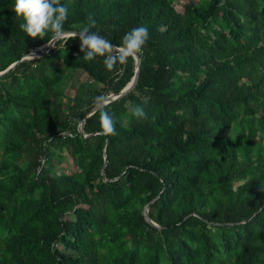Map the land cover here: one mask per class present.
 Wrapping results in <instances>:
<instances>
[{"label":"trees","instance_id":"16d2710c","mask_svg":"<svg viewBox=\"0 0 264 264\" xmlns=\"http://www.w3.org/2000/svg\"><path fill=\"white\" fill-rule=\"evenodd\" d=\"M61 3L65 31L149 39L104 105L116 135L98 110L80 132L135 60L109 72L78 36L22 59L51 33L0 0V264H264V0Z\"/></svg>","mask_w":264,"mask_h":264},{"label":"clouds","instance_id":"9594fccd","mask_svg":"<svg viewBox=\"0 0 264 264\" xmlns=\"http://www.w3.org/2000/svg\"><path fill=\"white\" fill-rule=\"evenodd\" d=\"M13 10L17 17H22L25 21L20 28L28 37L44 39L51 33L47 43L53 46L55 42L63 41L65 47L69 39L78 36L81 42L80 51L84 53L83 59L92 61L103 57V63L109 72L116 70L117 64H126L129 58L137 60L149 39L148 28L138 26L123 36L121 45L113 46L99 31H93L96 21L92 17H89L88 23L80 26L78 31L66 32L64 24L68 18V6L61 3V0H15ZM104 103V96L96 97L95 105L99 111L102 134L110 137L116 135V121L104 110ZM131 114L137 119H144L147 115L139 105L132 107Z\"/></svg>","mask_w":264,"mask_h":264},{"label":"water","instance_id":"95a60500","mask_svg":"<svg viewBox=\"0 0 264 264\" xmlns=\"http://www.w3.org/2000/svg\"><path fill=\"white\" fill-rule=\"evenodd\" d=\"M66 32H74V31H66ZM41 47L43 48V47H45V51H38V52H36V51H32V52H30V53H28V54H26V55H24L23 57H22V59H25V58H28V59H32V58H35V57H37V56H39L40 54H42V53H45V52H47L49 49H51L52 48V46L51 45H49L48 43H46V44H44V45H42V46H40L38 49H41ZM18 61H16V62H14V63H12L9 67H7L5 70H3V71H0V75H2V74H4L6 71H8L10 68H12V67H14V65L17 63ZM139 64H140V57L137 59V60H135V73H134V75L132 76V78H131V80L120 90V92L118 93V94H114V93H110L108 96H106L105 97V103H104V105H106V104H108L109 102H111V101H113V100H115V99H118V98H120L121 96H123V95H125V94H127L131 89H133L134 88V86L136 85V83H137V80H138V72H139ZM97 109H96V105L85 115V117L81 120V122L79 123V125H78V130L80 131V132H83V125H84V123H85V119L89 116V115H91L94 111H96ZM85 136H89V134H85ZM103 172H104V168H103ZM155 199H152L151 200V202H149L148 204H146V206L143 208V214L145 215V218H146V220L150 223V224H152V225H154V226H156V227H160L159 225H157L154 221H152L150 218H149V216H148V209H149V207H150V205H151V203L154 201Z\"/></svg>","mask_w":264,"mask_h":264},{"label":"rangeland","instance_id":"374dc122","mask_svg":"<svg viewBox=\"0 0 264 264\" xmlns=\"http://www.w3.org/2000/svg\"><path fill=\"white\" fill-rule=\"evenodd\" d=\"M39 50H40V51H45L46 49H45V47H43V48L41 47V49H39ZM81 78H84L83 73H82L81 71H77V72H75V73H74V77H73V81L70 82V84H69L68 86H66V90H65V92H66L67 94L72 95L76 83H77ZM78 125H79V124H78ZM64 161H65L64 163L67 165V160H66V158H65Z\"/></svg>","mask_w":264,"mask_h":264}]
</instances>
